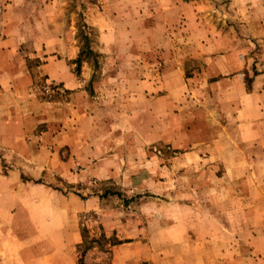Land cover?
<instances>
[{
  "label": "rangeland",
  "instance_id": "374dc122",
  "mask_svg": "<svg viewBox=\"0 0 264 264\" xmlns=\"http://www.w3.org/2000/svg\"><path fill=\"white\" fill-rule=\"evenodd\" d=\"M212 1L219 11L211 14L236 20V25L230 20L224 27H232L241 38L249 71L264 74V34L254 31L264 19V0H239L237 5ZM16 2L10 8L8 0H0V35L26 41L19 45L24 55H32V36L35 42L45 36L46 48L55 35L62 38L54 62L65 66L55 71L59 79L71 75L77 88L66 90L57 78L40 75L35 68L39 59L25 56L34 74V93L47 104L46 124L33 135L46 131L64 139L44 169L0 148V264H203V213L235 206V186L223 190L220 184L227 171L212 168L220 151L230 147L228 138L217 135L231 125L208 121L202 124L204 130L187 131L182 106L192 92L182 89L180 115L173 119L171 98L162 102L168 108L158 102L166 96L160 84L170 77L164 71L172 59L165 50L134 55L129 42L100 39L102 32L91 24L92 18L109 12L125 18L123 4L121 10H105V0H60L62 8L52 10L56 18L48 20L46 10L43 20L36 6L48 0ZM120 31L124 29L115 33ZM85 35L96 57L84 59L78 69L74 61ZM195 62L187 61L191 69L184 70V78L199 68ZM243 79L249 88L248 75ZM75 106L82 107V113L75 112ZM108 190L118 194L104 195ZM232 220L226 218V229ZM82 228L89 238L103 234L105 239L93 243L80 260ZM107 239L119 244L109 247Z\"/></svg>",
  "mask_w": 264,
  "mask_h": 264
},
{
  "label": "crops",
  "instance_id": "0c3cea01",
  "mask_svg": "<svg viewBox=\"0 0 264 264\" xmlns=\"http://www.w3.org/2000/svg\"><path fill=\"white\" fill-rule=\"evenodd\" d=\"M16 1L8 0V7L15 8ZM59 1L39 3L36 8L41 11L40 18L46 19L48 10V20H54L56 15L52 10L62 8L58 5ZM231 1L232 5L239 2ZM105 4V10H121L123 8L119 6L123 4L127 12L121 13L125 18L112 12L92 18L91 24L102 32L101 40L129 42L133 54L140 56L163 48L166 56L172 59L164 71L170 77L160 84L166 96H161L158 101L164 104L162 102L171 98L172 119L180 115L179 94L186 89L192 92L182 106L186 108L183 124L187 131L204 130L202 124L208 121L216 124L225 121L231 125L230 128L233 127L223 128L217 135L219 139L228 138L230 147L220 151L218 165L212 168L221 167L227 171L219 183L225 185L223 190L235 186V206L233 209L219 208L212 213L211 210L203 213L205 221L200 260L203 264H264V74L254 75L249 71L247 60L242 55L241 38L232 27H224L230 20L236 25V20L211 14L212 11H219L217 3L212 0H105ZM134 12H139V15ZM127 17L128 21L125 20ZM261 21L262 24L254 28L255 35L264 34V19ZM105 26L109 29L107 34ZM127 26L132 27V32L125 30ZM118 28L124 31L116 34ZM54 34L53 31L49 33L51 37ZM54 37L56 39L48 42L47 48L45 36L37 37V42L34 36L30 37L34 50L32 55H24L19 51V45L26 41L0 35V148L23 155L28 162L37 164L41 169L55 160L62 144L59 141L64 136L60 133L46 135V131L33 135L35 128L46 124L47 104L34 93V74L26 64L25 56L39 59L40 63L35 68L40 75L46 77L48 74L54 80L57 78L66 90L77 88L71 75L66 74L61 79L57 76L55 69L65 64L54 62L60 54L56 47L62 43V38ZM170 48L171 54L167 53ZM46 54L49 55L47 58ZM176 57L179 59L175 61ZM187 61H196L200 65L192 69L190 73L193 76L188 79L184 78V70L191 69ZM244 74L250 80L249 88L244 83ZM167 105L164 104L166 108ZM75 112L82 113V107L75 106ZM161 112L163 114V110ZM215 129L219 128L216 126ZM230 130L233 132L229 133ZM162 136L163 133L159 138L162 139ZM52 142L53 145H50ZM63 144H68V141ZM72 144L69 140V146L75 153ZM26 167L29 169V165ZM226 218H233L232 225L227 229Z\"/></svg>",
  "mask_w": 264,
  "mask_h": 264
},
{
  "label": "trees",
  "instance_id": "16d2710c",
  "mask_svg": "<svg viewBox=\"0 0 264 264\" xmlns=\"http://www.w3.org/2000/svg\"><path fill=\"white\" fill-rule=\"evenodd\" d=\"M82 34L84 35V32H82ZM83 39H84V45L80 49V52L78 54V58L74 61V64L76 65V68H78V69L80 67V64L83 61H85L84 59H87V58L90 59V57H93V58L96 57V54L92 51L91 47L89 46V43H88L89 38L85 35L83 37ZM93 63H94V67H97L96 61H93ZM108 194L117 195L118 193H115L114 191H111V190H108L104 193V195H108ZM101 239L102 240L105 239L103 234L100 236L99 239L89 238L87 235V230L82 228L81 229V243L78 244V249L81 250L80 260L82 259V257L85 255V253L87 251H89L91 248H93L92 244L100 241ZM117 244H119V243L115 242V241H111L110 239L106 240V245H108L109 247L117 245ZM80 262H82V261H80ZM80 262H79V264H82Z\"/></svg>",
  "mask_w": 264,
  "mask_h": 264
}]
</instances>
